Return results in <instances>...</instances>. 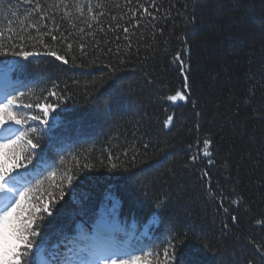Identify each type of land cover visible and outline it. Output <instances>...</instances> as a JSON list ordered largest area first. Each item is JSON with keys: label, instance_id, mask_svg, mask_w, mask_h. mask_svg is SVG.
<instances>
[{"label": "trees", "instance_id": "obj_1", "mask_svg": "<svg viewBox=\"0 0 264 264\" xmlns=\"http://www.w3.org/2000/svg\"><path fill=\"white\" fill-rule=\"evenodd\" d=\"M42 2L51 6L55 0ZM104 2L112 7L109 17L121 15L114 4L123 0ZM156 3L162 6L156 24L164 29L163 36L157 34L156 43L151 26L141 27L131 37L129 54L128 41L118 30L122 54H116V43L110 45L113 52L108 54L92 47L93 37L84 35L81 40L79 29L86 24L76 20L73 29L63 22L73 33L68 41L52 43L48 39L69 62L34 55L28 61L21 59L25 68L12 74L32 89H21L27 95L18 104L29 97L35 101L40 90H52L53 83L58 86L57 94L67 98L59 115L52 114L58 124L54 132L64 138L65 159L61 161L54 151L46 155L40 161V168L46 169L40 179L54 172L52 183H59L64 171L72 169L76 190L59 200L56 207L63 205L61 215L54 227L45 230V236L57 230L74 235L78 224L91 229L105 194H111L119 200L121 223L135 226L142 241L139 246L147 245L144 251L151 253L143 257L142 252H133L142 256L137 264H163V247L175 235L174 228L190 236L195 233L177 246L183 264H264L255 248V243L264 242V227L255 224L264 217V0ZM194 7L195 23L191 24ZM27 11L23 0H0V28L5 36L9 28L19 31L23 22L32 23ZM109 17L96 26L106 30L97 32L101 45L114 39L113 32L107 31L115 27ZM29 31L36 35L34 29ZM140 33L144 39L137 42ZM185 34L191 44L190 58L184 57L191 65V93L187 101L174 104L162 97L183 85L172 57L182 47L177 38ZM165 40L169 42L165 44ZM82 41L89 45L87 56L82 55ZM28 50L43 51L35 41H28ZM12 59L20 58L0 54V61ZM169 115L174 119L166 128ZM29 123L42 127L38 122ZM205 138L213 141V163L201 151V159L192 164L190 156L196 153L197 140L202 149ZM112 163L118 165L115 170ZM84 164L93 167L84 169ZM204 171L210 175L205 177ZM209 188L217 193L216 200L209 198ZM47 191L53 189L45 180L33 196H46ZM221 194L228 197L224 205L239 218L235 224L220 207ZM233 199L242 202L232 205ZM157 201L165 203L158 209ZM225 223L230 226L227 234L222 230ZM145 225L149 226L147 234L141 236ZM203 240L219 253L206 249Z\"/></svg>", "mask_w": 264, "mask_h": 264}, {"label": "snow or ice", "instance_id": "obj_2", "mask_svg": "<svg viewBox=\"0 0 264 264\" xmlns=\"http://www.w3.org/2000/svg\"><path fill=\"white\" fill-rule=\"evenodd\" d=\"M23 4L28 6L27 20H31L32 23L23 22L19 31L9 28L7 36L4 29L0 28V54L5 56L10 54L14 58H20L0 61V264H137L142 256L132 255L133 252L140 251L143 257L151 253L144 251L147 245L139 246L142 241L141 237L136 235L135 226L126 227L121 223L118 218L119 200L111 194H105V203L91 229L78 224L74 235L57 230L51 236H45V230L54 227V221L61 215L63 205L60 208L56 207L59 200L64 199L66 192L75 193L76 190V177L72 169L64 171L59 183H52L55 179L54 172H49L47 177L40 179L46 171L40 168V161L46 155L54 151L55 155L60 156L61 161L65 159L64 138L55 134L54 129L58 124L56 116L52 114L59 115L58 110L66 104L67 98L62 99L61 95L57 94L58 86L53 83L52 90L42 88L38 95L33 92V95H37L35 101L29 97L27 102L18 104V101H23L27 95L21 89L29 86L18 79H13L12 74L25 68L21 59L28 61L34 55L44 54L65 64L69 62L51 46L48 39L50 37L52 43L68 41V37L73 33L63 27V22L69 23L73 29L77 27L76 20L86 24V28L79 29L81 40L84 35L93 37L92 47L101 52L106 50L108 54L113 52L110 46L112 43H116V54H122L118 43L121 39L118 30L122 31L123 39L128 41L129 54L132 47L131 37L136 35V30L141 27L148 29L151 26L154 30L152 40L156 43L157 34L164 35V29L156 24L162 6L158 5L156 0H123V3L114 4L116 9L121 10V15L109 17L112 7L104 0H95V2L94 0H55L51 6L43 3L42 0H23ZM170 15L171 12L168 13V16ZM191 16L193 19L189 23L194 24L195 7ZM57 17L60 18V23H57ZM106 17H109L110 23L115 25L114 28L107 30L113 32L114 39L104 40L101 45L100 40L96 38L97 32L106 33V30L104 27L96 26L102 25ZM164 18L167 19V16ZM146 19L147 23H145ZM49 22L52 23V27H49ZM29 29H34L36 35H33ZM142 39H144L143 33H140L137 42ZM177 39L182 47L172 57V63L177 66L183 78V85L174 94L162 97V100L174 104L187 101L191 93V65L184 58L186 54L190 58L191 44L187 34ZM28 41L39 44L42 53L28 50ZM168 42V40L164 41L165 44ZM88 47L89 45L81 42L82 55L89 54ZM68 48H72L71 43H68ZM29 91L32 89L29 88ZM53 99L55 102H52ZM107 103L105 101L106 105ZM173 119L174 117L169 115L164 126L169 127ZM29 121L38 122L42 127H32ZM212 143L211 139L205 138L201 149L198 139L196 153L190 156L191 163L195 164L201 159V151L203 157L209 159V164L213 163L210 159ZM144 147L147 148L148 144ZM192 148L193 146L189 145V151H192ZM52 159L54 164L55 156ZM109 159H118V157L109 156ZM90 167L93 165H83L84 169ZM110 167L115 170L118 165L112 163ZM203 175L208 177L210 174L204 171ZM45 180L49 182V187L53 191H47L46 196H33V193L43 186ZM208 196L213 200L217 199V193L211 188ZM219 199L223 213L226 216L230 215L232 223L235 224L239 218L232 215L230 207L223 203L228 197L221 194ZM108 201L111 203L109 204ZM241 202L242 200H231V204L236 206ZM164 203L157 201V208H161ZM153 215L155 217V213ZM255 224L264 227V217L255 220ZM148 227V225L144 226L145 231L141 236L147 234ZM229 228L227 223L222 225L225 234L228 233ZM173 231L175 235H172L171 240L163 247V264H183L178 260L177 246L195 236V233L191 236L188 232L181 233L178 228H174ZM53 237L55 240L49 247V241L53 240ZM202 243L206 249L213 251V254L219 253V249H213L210 242L203 240ZM255 248L264 261V242L255 243ZM126 257H130V260ZM158 257L159 253H157ZM146 264L150 262L146 261ZM249 264H252V261H249Z\"/></svg>", "mask_w": 264, "mask_h": 264}]
</instances>
